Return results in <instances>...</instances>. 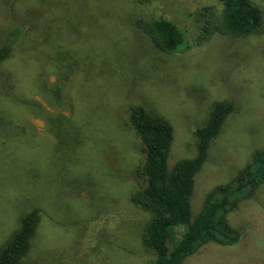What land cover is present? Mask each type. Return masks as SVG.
I'll list each match as a JSON object with an SVG mask.
<instances>
[{
  "label": "rangeland",
  "instance_id": "374dc122",
  "mask_svg": "<svg viewBox=\"0 0 264 264\" xmlns=\"http://www.w3.org/2000/svg\"><path fill=\"white\" fill-rule=\"evenodd\" d=\"M264 10V0H255ZM219 0H0V248L33 209L20 264H149V213L131 201L145 148L129 119L142 104L174 126L169 165L196 154L195 129L232 101L192 194L237 177L264 149V33L200 41L197 10ZM164 17L185 43L165 53L145 25ZM237 242L183 264H264V183L228 214Z\"/></svg>",
  "mask_w": 264,
  "mask_h": 264
},
{
  "label": "trees",
  "instance_id": "16d2710c",
  "mask_svg": "<svg viewBox=\"0 0 264 264\" xmlns=\"http://www.w3.org/2000/svg\"><path fill=\"white\" fill-rule=\"evenodd\" d=\"M219 2L220 9L209 4L196 12L203 22L200 41L215 33L232 37L264 33V10L255 0ZM145 30L165 53H175L185 43L181 28L164 17L153 18ZM11 52L9 45L1 47L0 61ZM234 108L232 101L215 102L206 122L195 129V156L179 159L170 166L174 141L171 121L142 104L130 107V122L145 148L144 161L137 169L145 185L131 194V201L149 213L142 235L144 246L154 253L149 264H183L204 244L230 245L239 239L240 232L229 222L228 214L240 199L250 197L264 183V149L252 153L235 179L214 187L195 217L191 201L196 176L207 159L209 146ZM39 219L38 209L21 218L18 228L0 248V264L21 263L31 248Z\"/></svg>",
  "mask_w": 264,
  "mask_h": 264
}]
</instances>
